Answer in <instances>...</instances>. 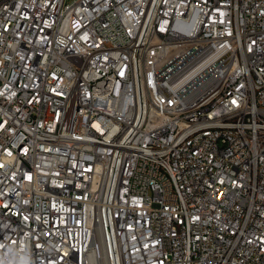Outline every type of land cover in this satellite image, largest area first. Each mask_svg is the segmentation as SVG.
Masks as SVG:
<instances>
[{
  "label": "built area",
  "instance_id": "2783aa9c",
  "mask_svg": "<svg viewBox=\"0 0 264 264\" xmlns=\"http://www.w3.org/2000/svg\"><path fill=\"white\" fill-rule=\"evenodd\" d=\"M0 264H264V0H0Z\"/></svg>",
  "mask_w": 264,
  "mask_h": 264
}]
</instances>
